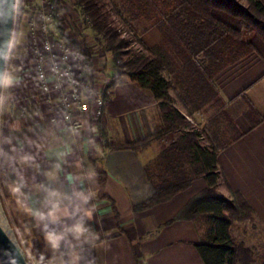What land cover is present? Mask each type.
Returning a JSON list of instances; mask_svg holds the SVG:
<instances>
[{
	"label": "trees",
	"instance_id": "1",
	"mask_svg": "<svg viewBox=\"0 0 264 264\" xmlns=\"http://www.w3.org/2000/svg\"><path fill=\"white\" fill-rule=\"evenodd\" d=\"M64 1L52 0L53 11L67 10ZM69 1L81 5L83 26L101 51L110 52L115 71L158 100V119L149 132L106 143L110 148H133L154 141L160 144L153 159L160 163L162 174L151 179V195L133 202L131 208L141 210L164 201L201 176L206 185L171 219H191L201 229L194 245L202 264H249V247L232 236L229 228L241 221L255 229L254 212L239 191L227 188L216 154L243 133L234 120L237 110L249 127L262 119L264 112L250 103H225L213 77L251 51L264 58V0ZM70 17L67 10L57 20L70 22ZM150 26L159 30L161 38L146 45L140 34ZM57 27L60 29L59 23ZM77 32L79 39L74 43L92 58L94 46L80 30ZM197 110L208 114L201 126L194 118ZM104 175L99 170V195L110 199L102 191ZM222 181L228 196L217 190Z\"/></svg>",
	"mask_w": 264,
	"mask_h": 264
},
{
	"label": "clouds",
	"instance_id": "2",
	"mask_svg": "<svg viewBox=\"0 0 264 264\" xmlns=\"http://www.w3.org/2000/svg\"><path fill=\"white\" fill-rule=\"evenodd\" d=\"M42 2L0 0V264H100L97 121L106 87L124 81L61 37Z\"/></svg>",
	"mask_w": 264,
	"mask_h": 264
},
{
	"label": "crops",
	"instance_id": "3",
	"mask_svg": "<svg viewBox=\"0 0 264 264\" xmlns=\"http://www.w3.org/2000/svg\"><path fill=\"white\" fill-rule=\"evenodd\" d=\"M140 38L144 44L152 45L160 40L161 34L150 26ZM123 81V86L111 85L97 121L99 150L94 162L105 173L102 191L110 199L99 195L98 183L94 223L108 240L110 250L97 249L96 255L100 264H202L194 245L201 229L191 219L171 218L193 193L206 185L203 177H194L185 188L164 201L141 210L131 208L133 202L144 199L136 194L137 190L144 184L151 188V179L162 174L160 163L153 159L160 144L154 141L133 148H110L106 143L135 139L149 132L158 119V100L126 76ZM213 82L225 103L241 106L250 103L264 112V58L256 52L251 51L220 69ZM194 115L201 126L208 114L197 110ZM234 120L243 133L218 149L216 163L227 188L239 191L250 204L255 228L264 235V117L249 127L237 110ZM226 185L222 181L217 186L224 196L229 195ZM33 236L36 248L43 250L38 230L33 231ZM261 248L260 256L256 252L257 264H264L262 244Z\"/></svg>",
	"mask_w": 264,
	"mask_h": 264
},
{
	"label": "rangeland",
	"instance_id": "4",
	"mask_svg": "<svg viewBox=\"0 0 264 264\" xmlns=\"http://www.w3.org/2000/svg\"><path fill=\"white\" fill-rule=\"evenodd\" d=\"M61 21L60 24H62V26H60L59 24L60 29L62 28L61 30H63V32L64 30L66 32H69V36L72 35L75 36L76 34L73 30V27L76 26V22L73 19H71L70 22L68 20L67 21L61 20ZM71 22L73 25L71 24ZM84 35L88 43L93 45L95 52H97V57H96L97 65L102 66L103 71L105 72H109L110 70L115 71L116 67L111 60L110 52L100 50L99 45L96 43V41H94L95 39L94 36L88 29H86ZM250 225L251 224L248 222L235 221L230 226L229 231L232 236H234L236 239H242L244 243L249 247V251L251 252V261H252V262L250 261L249 264H257L259 262V256L263 251V248H261V244L264 246V237L258 231V229L255 228L256 232H254L253 230L254 228H251ZM256 252H258L259 256L256 254Z\"/></svg>",
	"mask_w": 264,
	"mask_h": 264
},
{
	"label": "built area",
	"instance_id": "5",
	"mask_svg": "<svg viewBox=\"0 0 264 264\" xmlns=\"http://www.w3.org/2000/svg\"><path fill=\"white\" fill-rule=\"evenodd\" d=\"M28 2H29V4H32L33 3V0H28ZM63 4L67 8L68 12L70 13V16H71L70 19H73L76 22V26L73 27V30H74V32H75L76 35L75 36H73V35L72 36H69V32H66L65 30L63 32V30L58 29V27H57V31L60 33L61 37L66 36L67 39L71 42V45L77 46L74 43V41L76 39H79V35H78L77 30H80V32L83 35L86 32V29L83 27V16H82V14H81V12L79 10L80 7H81V5L78 4V5H75L74 6L73 4L70 3L69 0H65ZM37 7L40 8V10L43 12V14L48 15V16H51L54 20H57V18H60V16H57V12H54L53 11V3H52V0H43L42 6H37ZM61 20H63V19L57 20L59 24H60V21ZM40 23H43V22L41 21ZM71 24H72V22H71ZM60 26H62V24H60ZM34 35H35V37L37 39H39L41 41H43L45 39L44 33L42 31H40V30H36L35 33H34ZM93 49H94V47H93ZM96 57H97V52H95V50H94V52L92 54V59H94L96 61ZM110 89H111V86H107L106 89H105V92H104V103H105L106 97L110 93ZM103 109H104V106H103ZM103 109L101 111V114L103 112Z\"/></svg>",
	"mask_w": 264,
	"mask_h": 264
},
{
	"label": "water",
	"instance_id": "6",
	"mask_svg": "<svg viewBox=\"0 0 264 264\" xmlns=\"http://www.w3.org/2000/svg\"><path fill=\"white\" fill-rule=\"evenodd\" d=\"M5 247H7V241L2 236H0V248ZM21 264H23V261H21Z\"/></svg>",
	"mask_w": 264,
	"mask_h": 264
}]
</instances>
